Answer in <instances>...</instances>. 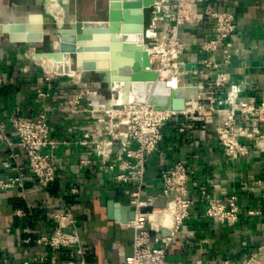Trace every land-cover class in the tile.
<instances>
[{
	"label": "crops",
	"instance_id": "0c3cea01",
	"mask_svg": "<svg viewBox=\"0 0 264 264\" xmlns=\"http://www.w3.org/2000/svg\"><path fill=\"white\" fill-rule=\"evenodd\" d=\"M62 1L0 0V24H29L33 17V22L40 23L43 37L42 41L32 42L11 40L8 34L0 35L3 76L0 122L6 123L12 115L35 116L45 111L52 135L70 141L57 149L58 170L55 180L46 188L39 187L30 177L21 189L0 191V264H19L40 256H53L58 262L71 257L67 250L53 254L34 242L38 235L52 230L49 215L52 206L58 203L68 205L75 214L86 264H122L124 256L131 251L132 230L106 218V203L111 201L128 206L132 187L113 181L112 173L97 161L91 145L85 147L86 154L82 155L89 158L90 164L79 168L78 152L82 149L76 142L92 127L87 123V114L71 112L65 104L84 82H92L104 98L110 97L113 91L108 90L111 87L105 83L94 81L91 74H81L79 70L72 72L71 76L76 77L74 80L57 76L46 81L43 67L52 69L55 62L46 60L43 53H35L44 52L45 46L56 43L58 21L70 20ZM65 1L68 12L75 14L78 20L104 18L100 16L105 10L99 6V0ZM169 1L162 0L166 9ZM57 4L62 8L59 20ZM206 6L235 15L236 29L229 40V85L238 87L240 100H264V0L199 2L191 20L179 30V36L186 44L182 61L201 59L198 44L209 36L202 15ZM31 32L30 29L23 33ZM206 72L212 80L214 73ZM78 77L80 83H76ZM184 80L188 85H197L201 94L207 93L202 75H188ZM229 85L215 90L213 98L217 107L226 104ZM38 91L48 95L37 99ZM73 122H78L77 126H73ZM6 134L12 136L9 127ZM243 142L248 153L231 159L218 145L213 122L192 124L181 117L178 123L169 121L163 127L158 149L147 160L141 198H154V205L161 207L166 197L159 196L160 171L175 162H182L192 170L188 185L192 197L198 198L202 190L210 197L233 194L237 196L238 206L237 223L228 226L205 216V203L196 201L166 247L164 264H237L249 252L264 246V135L256 142ZM72 187L77 189L76 194L70 193ZM6 229L9 231L5 232ZM26 237H30L29 243L23 242Z\"/></svg>",
	"mask_w": 264,
	"mask_h": 264
},
{
	"label": "built area",
	"instance_id": "2783aa9c",
	"mask_svg": "<svg viewBox=\"0 0 264 264\" xmlns=\"http://www.w3.org/2000/svg\"><path fill=\"white\" fill-rule=\"evenodd\" d=\"M201 1L170 0L166 9L159 0L154 5V15L148 17L143 30L150 63L158 75L174 78L177 86L188 85L184 80L188 75L199 74L204 78L203 87L207 93L201 94L198 89L197 97L187 100L184 110L172 111L136 103L133 98L119 100L117 93L104 98L92 82L81 83L65 101L71 112L87 114V123L92 127L83 134V139L76 142L82 149L78 152L79 168L90 164L89 158L83 156L85 147L91 145L97 161L112 173L113 181L132 187L129 205L134 206L135 214L124 224L133 233L131 251L124 256L122 264H164L166 247L173 241L196 201H203L205 216L219 223L234 226L238 220L237 196L210 197L203 190L198 198L191 196L188 185L192 170L182 162H175L160 171L162 187L159 196L166 197L161 207L154 205V198H141L147 160L158 149L162 129L169 121L178 123L182 117L192 124L213 122L218 145L231 159L248 153L243 140L256 142L264 135V100H240L238 87L229 85V40L236 29L233 13L206 6L202 15L209 36L198 44L201 59H180L186 44L180 38L179 30L191 20ZM187 64H191L189 69L185 68ZM206 71L214 73L212 80ZM57 76L71 77L43 67L44 80ZM78 79L76 83H79ZM2 84L0 71V87ZM223 85H229V88L226 104L220 108L215 105L213 94ZM49 87L48 84L47 89ZM46 95L45 91H38L37 99ZM77 123L72 125L77 126ZM7 127L11 130V137L6 134ZM68 144L70 141L52 135L45 111L35 116L12 115L6 123L0 122V191L21 189L30 177L39 187L46 188L55 180L58 170L56 151ZM69 191L77 193L75 187ZM49 216L52 230L38 235L35 244L53 254L67 250L71 257L58 262L53 256H40L19 264H86L73 210L58 203L52 206ZM30 241V237L23 239L24 243ZM237 264H264V246L249 252Z\"/></svg>",
	"mask_w": 264,
	"mask_h": 264
},
{
	"label": "water",
	"instance_id": "95a60500",
	"mask_svg": "<svg viewBox=\"0 0 264 264\" xmlns=\"http://www.w3.org/2000/svg\"><path fill=\"white\" fill-rule=\"evenodd\" d=\"M158 0H107L105 17L100 20H78L73 16V30H61L56 34L58 48L42 52L47 59L55 62V72L58 75H69L73 70L80 73L97 74L101 82L109 87L115 81L125 80L136 103H147L154 107L172 111H182L186 101L198 95L195 85H181L176 89L166 86L158 79L152 69L148 53L144 50L143 30L146 13L154 15V5ZM0 24V35L8 34L11 40L42 41L40 23ZM31 33H23L25 30ZM21 32L22 34H19ZM74 46V47H73ZM50 47V48H51ZM97 52L103 61L95 64L86 61V54ZM130 59L126 66H118L115 74L111 73L114 59ZM191 64L185 66L189 69ZM193 66H195L193 64ZM134 206H120L108 201L106 203V218L120 224H127L134 218ZM165 234V231H162Z\"/></svg>",
	"mask_w": 264,
	"mask_h": 264
},
{
	"label": "rangeland",
	"instance_id": "374dc122",
	"mask_svg": "<svg viewBox=\"0 0 264 264\" xmlns=\"http://www.w3.org/2000/svg\"><path fill=\"white\" fill-rule=\"evenodd\" d=\"M159 1V0H158ZM104 5V6H103ZM57 6V8H56V12H57V18H58V20L61 18V12H62V8H61V5L60 4H57L56 5ZM99 6H101V7H104L103 8V11L106 9L105 7H106V0H99ZM148 15H149V13L147 12L146 13V21H145V23L147 22V20H148ZM100 16H102V17H105V13H101V15ZM68 17V16H67ZM71 20V21H70ZM70 20H62L61 21V23L58 21L57 22V25L59 26V27H57V32L55 33V38H56V34L57 33H59L61 30H64V31H68V30H73V28H74V23H73V17L72 18H70ZM53 48H58V41H56V43L54 44V46H53ZM52 47L50 48V47H47V46H45L44 47V49H47V50H45V51H48V50H50V49H53ZM42 52L43 51H36L35 53L36 54H42ZM45 56V55H44ZM86 57H85V60L86 61H92V62H94L95 64H99V55H97V52H95V53H93V54H86L85 55ZM45 59L46 60H50V59H47L46 58V56H45ZM51 61H53V60H51ZM54 62V61H53ZM43 66H44V64H43ZM46 69V68H45ZM55 69V64H54V66H53V68L52 69H47V70H54ZM74 71V70H73ZM72 71V72H73ZM72 72L71 73H69V75H71L72 74ZM162 76H164V74L162 75ZM91 77L93 78V80L94 81H100L101 82V79H102V77L100 76V75H97V74H93V73H91ZM72 79L73 78H76V77H71ZM74 80V79H73ZM75 80H77V79H75ZM78 81H79V79H78ZM80 83V82H79ZM107 85V84H106ZM107 87H109L108 85H107ZM106 88V87H105ZM104 90H106V89H104ZM108 90H111V91H113L114 92V89H113V86H111V88H108Z\"/></svg>",
	"mask_w": 264,
	"mask_h": 264
},
{
	"label": "bare ground",
	"instance_id": "6f19581e",
	"mask_svg": "<svg viewBox=\"0 0 264 264\" xmlns=\"http://www.w3.org/2000/svg\"><path fill=\"white\" fill-rule=\"evenodd\" d=\"M62 3H63V5H64V7L66 9L67 14H69L70 18H72L73 16L68 12V7H67L66 1L63 0ZM143 48L148 53V48L146 47L145 44H144ZM148 57H149V55H148ZM101 61H103V60H102L101 57H99V64L101 63ZM130 61H131L130 59H125V58L114 59V62H113L114 68H112L111 73L114 75L116 67H118V66H126V64H129ZM44 68H46V67L44 66ZM46 70H47V68H46ZM47 71H50V70H47ZM158 79L165 81L166 86H168L171 89L178 88V86L175 84V79L174 78H167L165 74H164V76H162L160 74V75H158ZM112 86H113V89H114L113 93H117L118 94L119 100H125V99L128 100V99L133 98V96H132V94L130 92V89L124 90L125 86H129V82H127L125 80H121V81H118V82L115 81L112 84Z\"/></svg>",
	"mask_w": 264,
	"mask_h": 264
}]
</instances>
